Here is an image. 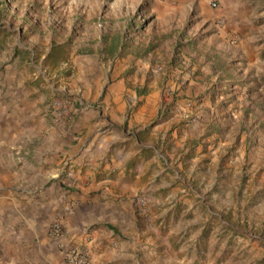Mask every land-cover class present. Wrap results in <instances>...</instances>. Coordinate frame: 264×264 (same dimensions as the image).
Returning a JSON list of instances; mask_svg holds the SVG:
<instances>
[{
  "label": "rangeland",
  "instance_id": "obj_1",
  "mask_svg": "<svg viewBox=\"0 0 264 264\" xmlns=\"http://www.w3.org/2000/svg\"><path fill=\"white\" fill-rule=\"evenodd\" d=\"M63 1L69 0H0V83L10 66L19 68L33 52L37 67L28 68L30 74L45 71L46 84L54 88L61 79L72 85L85 79L95 88L88 100L94 106L109 98V106L115 107L105 92L120 84L118 99L126 106L127 119L132 109L152 99L155 106L145 112L151 125L192 115L157 132L155 140L148 130L141 136L166 148L167 154L156 156L162 164L168 159L162 165L168 185L157 191L161 197L136 195L145 200L146 215L133 198L137 227L148 229L156 243L157 264H264V13L257 18L263 31L257 42L260 52H227V57L212 59L201 51L200 69L192 70L180 37L164 32L171 21H164L163 0H132L121 6L118 0L115 5L89 0L98 3L93 11L58 7ZM84 28L92 34L89 40L82 35ZM117 33L121 41H109V46L101 41L103 35L115 38ZM102 44L109 49L103 56ZM50 45L52 57L42 60ZM68 89L62 97L38 104L34 118L43 129L50 128L49 103L58 97L71 103L76 97ZM20 125L12 143L19 153L15 157L29 148V131L38 129L33 121ZM188 130L195 132L191 140L185 138Z\"/></svg>",
  "mask_w": 264,
  "mask_h": 264
},
{
  "label": "crops",
  "instance_id": "obj_2",
  "mask_svg": "<svg viewBox=\"0 0 264 264\" xmlns=\"http://www.w3.org/2000/svg\"><path fill=\"white\" fill-rule=\"evenodd\" d=\"M127 1L132 0H118L116 5ZM210 1L218 7L212 8ZM107 2L115 5V0ZM263 3L264 0H163L164 21H171L164 32L180 37L186 48L184 57L192 70L200 69L201 51L212 59L227 57V52L258 53L262 45L257 42L261 41L259 34L263 31L258 30L262 23L257 18L264 13ZM57 6L93 11L98 3L69 0ZM172 21H176V27ZM84 31L82 35L89 40L91 32L85 28ZM115 38L106 34L101 41L108 46L109 41H121L119 33ZM204 43L209 46L207 49L203 48ZM106 44L101 45L102 56L109 51ZM53 48H46L41 59L52 57ZM34 55L29 53V61L19 68L10 66L0 83V225L4 226V232L0 226V264H67L49 236L54 221L62 224L69 239L89 248L90 264H157L156 243L147 234L148 229L137 227L132 200L140 193L149 199L153 195L161 197L157 191L168 185L162 166L168 159L163 158V164L160 163L156 155L167 154L166 148L141 136L148 130L155 140L157 132H167L172 122H187L192 115H184L186 119L164 118L151 125L152 117L145 112L155 106L152 99L132 109L134 113L127 119L126 106L118 99L120 84L105 92L113 97L115 107L109 106V98L104 99V105L94 106L93 100H88L95 88L85 79L79 85L66 84L61 79L54 88L53 84H46L45 71L30 74V67H37ZM67 86V92L76 97L66 103V125L57 127L48 108L50 128L43 129L41 121L34 118L38 104L54 95L62 97ZM29 121L35 122L38 129L29 131L33 132L26 141L29 148L22 157H15L19 153L14 152L12 143L21 122ZM139 123L141 128L136 130ZM193 137L195 132L186 131L187 140ZM175 146H180L177 140Z\"/></svg>",
  "mask_w": 264,
  "mask_h": 264
},
{
  "label": "built area",
  "instance_id": "obj_3",
  "mask_svg": "<svg viewBox=\"0 0 264 264\" xmlns=\"http://www.w3.org/2000/svg\"><path fill=\"white\" fill-rule=\"evenodd\" d=\"M212 8H217L218 4L215 1L209 2ZM190 107V104H187ZM50 109L54 122L57 127L63 128L67 122V106L62 99H55L50 104ZM71 176L70 173H67ZM138 211L142 215H146L147 207L145 200L141 197H135ZM49 236L52 242L57 246L59 251L63 254L67 264H90V250L86 245L76 244L69 239L63 230V226L59 221H54L49 227Z\"/></svg>",
  "mask_w": 264,
  "mask_h": 264
}]
</instances>
